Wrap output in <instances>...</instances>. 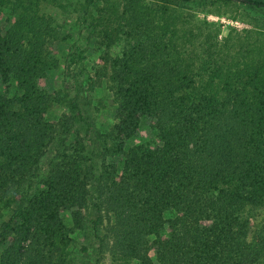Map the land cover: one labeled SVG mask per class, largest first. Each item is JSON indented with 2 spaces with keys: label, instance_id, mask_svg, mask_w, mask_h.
I'll list each match as a JSON object with an SVG mask.
<instances>
[{
  "label": "trees",
  "instance_id": "1",
  "mask_svg": "<svg viewBox=\"0 0 264 264\" xmlns=\"http://www.w3.org/2000/svg\"><path fill=\"white\" fill-rule=\"evenodd\" d=\"M105 1L101 42L124 47L74 89L43 83L56 37L36 6L0 32V264H69L84 234L100 264L99 199L126 264H264V33L219 38L159 0ZM102 83L106 130L84 113Z\"/></svg>",
  "mask_w": 264,
  "mask_h": 264
},
{
  "label": "rangeland",
  "instance_id": "2",
  "mask_svg": "<svg viewBox=\"0 0 264 264\" xmlns=\"http://www.w3.org/2000/svg\"><path fill=\"white\" fill-rule=\"evenodd\" d=\"M27 1L6 0L5 7L0 8V32L2 35L6 34L8 28L13 24L14 17L16 20L15 12L25 13L26 17L31 19L32 7H37L35 11L37 16L44 17L46 21V26L43 27L46 31H41L54 34L56 37L49 47V51L54 55V68L48 71L43 80L49 92L57 93L62 91V88L67 87L74 89L77 83L84 85L87 74L91 72V67L98 66L96 59L101 53L108 50L110 54L115 55L120 53L124 47L122 40L110 47H106L101 42L98 23H101L104 18L106 19V12L101 11L108 6L105 0H41L37 5L28 4ZM145 1L153 4L157 2V0ZM159 1H162V5L174 6L175 10L184 17L193 18L196 16L200 20H207L210 23L220 25L219 38L226 36L230 29L238 32L252 31L249 34L250 40L263 38L257 32L264 33V9L255 7L248 2L198 0L174 4L169 0ZM21 3L22 7L19 6ZM35 28L37 30V27ZM244 36H241V39H244ZM89 95L90 104L85 107V116L94 129L106 130L112 123L114 113V108L109 102L111 94L102 83L95 86ZM65 110L63 104H56L47 112L46 118L53 121ZM144 133L151 135L149 129H145ZM49 152L45 158V163L51 155ZM98 203L101 212L98 226L101 238L99 246L100 264H126L119 260L113 244L111 216L105 212L101 199ZM4 211L0 210L1 216ZM252 214L254 215V224L258 226L261 222L262 213L254 210ZM95 245L97 242L89 234L77 238L75 236L70 245L72 254L70 256L72 257L69 264H90L89 261L94 258L93 249Z\"/></svg>",
  "mask_w": 264,
  "mask_h": 264
},
{
  "label": "water",
  "instance_id": "3",
  "mask_svg": "<svg viewBox=\"0 0 264 264\" xmlns=\"http://www.w3.org/2000/svg\"><path fill=\"white\" fill-rule=\"evenodd\" d=\"M237 1L246 2V1H248V0H237Z\"/></svg>",
  "mask_w": 264,
  "mask_h": 264
},
{
  "label": "flooded vegetation",
  "instance_id": "4",
  "mask_svg": "<svg viewBox=\"0 0 264 264\" xmlns=\"http://www.w3.org/2000/svg\"><path fill=\"white\" fill-rule=\"evenodd\" d=\"M249 1V0H248ZM248 1H246V2H248Z\"/></svg>",
  "mask_w": 264,
  "mask_h": 264
}]
</instances>
